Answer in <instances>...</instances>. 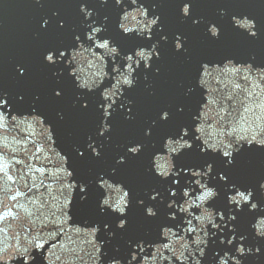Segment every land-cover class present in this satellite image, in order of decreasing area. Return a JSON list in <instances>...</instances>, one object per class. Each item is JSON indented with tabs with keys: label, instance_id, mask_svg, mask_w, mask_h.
Here are the masks:
<instances>
[{
	"label": "snow or ice",
	"instance_id": "obj_1",
	"mask_svg": "<svg viewBox=\"0 0 264 264\" xmlns=\"http://www.w3.org/2000/svg\"><path fill=\"white\" fill-rule=\"evenodd\" d=\"M34 3L45 6L43 0ZM53 7L57 10L42 18L37 33L53 38L40 59L50 81L46 102L63 104L65 93L71 88L74 97L71 110L90 115L94 129L82 141H74L67 149L59 148L60 163L55 172L43 166L33 168L31 163L16 159L15 164L23 163L24 167L18 169V175L10 174V161L5 155L6 133L20 130L21 125L30 129L28 140L34 148L31 155L38 161L42 151L52 152V146L57 147L55 129L66 122L67 115L57 111L55 118L49 120L41 108V95H35L29 103L25 95L13 96L0 88V234L13 223L27 234L23 242L17 240L10 255L9 250H0V264H11L12 257L22 264H34L40 257L45 264L42 250L46 241L41 233L46 232L53 239L67 235V226L76 223L74 218L87 205L93 191L99 193L98 214L111 215L114 224L113 228L105 223L101 229L100 224L87 223L91 230L88 243L93 249L89 257L97 264H104L101 250L106 246L105 241L98 239L99 233L103 230L108 242L116 240L118 234L123 238L132 229L134 211L152 224L154 230L125 240L123 254L117 247L107 264H202L210 249L214 264H244L249 256L264 255V245L249 246V234L238 227L242 218H250V233L264 241V178L244 184L235 177L245 151L264 150V130L258 131L261 127L258 122L264 116L250 120L244 115L254 112L252 104L259 100L248 85L257 88L260 84L252 83L250 77L256 70L260 73L259 80L264 82V65H257L254 58L241 61L233 56L199 59L193 69L192 84L183 91L185 98L198 97L190 120L175 122L184 115V104L159 107L152 117L144 120L140 135L118 145L108 162L116 125L134 126L138 122L134 90L143 83L149 96L156 95L152 81L162 75L164 53L170 51L185 64L192 63L188 33L169 28L162 19V9L175 8L180 25L192 29L203 25L205 35L213 41L222 40V25L218 20H205L198 15L197 0H96V3L75 0ZM63 7L78 9L81 17L78 24L61 14L58 9ZM106 8L116 12L115 34L109 29L110 17L100 14L99 10ZM218 16L227 17L232 29L248 39L261 38L255 17L230 14L227 8H220ZM32 75L31 64L15 65L14 78L18 83L29 82ZM245 92L251 103L240 113L232 102ZM97 93L93 104L91 100ZM256 107L264 112V101ZM33 125L39 126L43 142L31 139L36 135ZM12 151L14 158L15 150ZM145 154L146 171L157 183L142 196L134 195L133 185L119 177ZM189 154L200 159L191 162L186 159ZM105 163L106 167H97ZM81 167H88L89 178L76 174ZM36 173L44 177L39 185ZM45 179L52 183L45 184ZM18 181H24L27 193L11 187ZM53 184L58 185L59 196H52L57 203L54 210L42 211L49 201L28 194L43 186L51 195ZM113 192L117 193L115 197ZM25 199L27 203L22 202ZM38 200L39 215H36L28 205L35 208ZM34 215L40 220L39 229L32 219ZM258 217L259 222L254 223ZM76 231L79 233V229ZM14 235L18 237L19 232ZM67 238L72 240L71 235ZM60 259L56 256V260Z\"/></svg>",
	"mask_w": 264,
	"mask_h": 264
}]
</instances>
